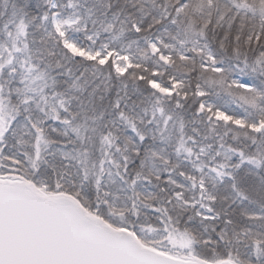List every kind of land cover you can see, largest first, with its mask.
I'll list each match as a JSON object with an SVG mask.
<instances>
[{"label": "snow or ice", "instance_id": "obj_1", "mask_svg": "<svg viewBox=\"0 0 264 264\" xmlns=\"http://www.w3.org/2000/svg\"><path fill=\"white\" fill-rule=\"evenodd\" d=\"M0 264H264V0H0Z\"/></svg>", "mask_w": 264, "mask_h": 264}]
</instances>
